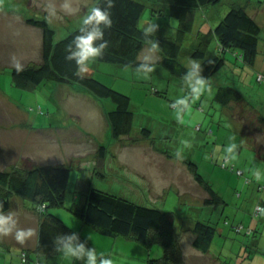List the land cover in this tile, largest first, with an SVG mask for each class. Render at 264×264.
I'll list each match as a JSON object with an SVG mask.
<instances>
[{
    "label": "rangeland",
    "instance_id": "rangeland-1",
    "mask_svg": "<svg viewBox=\"0 0 264 264\" xmlns=\"http://www.w3.org/2000/svg\"><path fill=\"white\" fill-rule=\"evenodd\" d=\"M3 1L5 4L12 3L13 10L19 13H7L4 19L0 18V119L4 122L0 124V149L7 151L3 155L15 153L14 159H11V162L16 163L12 166L15 168L32 163L29 154L24 152H34L39 163H64L71 168L65 205L53 208L52 212L87 238L92 246L83 247L77 254L70 253L66 263L89 264L90 252L95 255L96 264H103L104 260H110L112 264H148L149 258L163 254L160 245L148 247L125 236L106 235L94 226L85 224L71 209L74 204L82 202L83 192L77 190L76 185L79 178L83 177L87 180L86 186L91 185L169 212L178 231L180 227L187 229L181 233L186 264H221L213 253H217L224 264H250L253 253H258L256 262L263 264L264 215L253 216L252 209L257 201L251 202L253 198L248 194L251 190H244L246 185L240 183V180L245 181L250 169L257 167V161L248 154L239 155L236 151V157L241 156L238 163L236 157L230 156L235 169L222 165L225 157L220 149L224 144H227L225 148H233L231 143L235 141L232 136L235 135L236 125L226 108V113H223L222 106L212 102L218 89V75L209 82L199 80L192 72L196 60L181 55L180 59L189 67V72L185 78L175 76L158 62V49L150 44H146L139 55L140 60L153 63L150 69L101 61L97 53L90 55L82 64L81 73L93 75L131 97L134 112L132 131L130 135L111 143L108 141L109 125L104 105L89 92L56 81H45L32 89L16 86L12 68L27 65L31 59L34 60L31 63H36L41 52L34 33L37 28L35 31L30 30L34 27L26 21L24 15L29 18L44 17H35L34 9L25 8L27 1ZM154 2L146 1L139 27L151 29L153 26H166L169 34L173 33L177 20L163 13H153L152 8L156 9ZM233 2L247 5L248 12L257 18L262 28L260 46L264 48V0H222L205 7L200 16H209L213 24L218 23ZM40 9L43 12L45 10L44 7ZM50 16L57 19L51 13ZM45 19L53 26L49 18ZM207 23L210 21L207 20ZM56 30L57 39H60L73 29L58 27ZM215 46L216 41L212 40L210 50H214ZM16 47L21 51L18 52ZM228 52L235 58L233 51ZM240 67L242 65L237 69ZM250 71L257 74L254 69ZM254 85L263 89L257 81V75L254 76ZM104 101L108 109L114 108L111 100ZM235 114H244L242 119L246 133L257 141L259 149L263 151L264 142L259 138L262 128H259V121L254 114L243 113L239 108ZM143 128L151 130V135L145 136L150 139L140 138ZM211 128L220 129V139L210 131ZM151 143L162 151H169L173 156L180 153L183 160H194L198 164V172L223 193L224 206L212 211L202 200L204 190L201 185L195 184L186 174L182 159L172 162L162 160ZM101 144L108 147V156L103 161L96 157L93 165L92 160ZM2 158L0 156V161ZM85 158L89 162L79 165L80 160ZM10 165L7 164L6 168H12ZM238 168L245 170V173H238ZM262 177L264 179V175ZM173 179H180L181 185L172 183ZM241 191H244L242 198L239 194ZM256 191L264 195V190ZM260 198L259 203L264 206V197ZM246 201L252 204L250 208H246ZM31 207V201L19 196L12 199V209L6 216L10 218L6 225L9 232L0 233V238L5 239V243L10 246L4 251L5 254L9 249L17 252L33 243L39 214ZM222 207L225 210L221 213ZM245 216L247 219H243ZM197 220L211 221L218 227L210 254H202L192 244L194 233L189 229ZM243 220L252 229L250 234L238 233L233 229V225ZM17 231L27 233L23 242L16 239ZM58 257L50 259L58 261ZM45 259L46 256H41L42 261ZM18 260L16 253L8 257L0 255V264H18ZM27 264H36V261L31 260Z\"/></svg>",
    "mask_w": 264,
    "mask_h": 264
},
{
    "label": "trees",
    "instance_id": "trees-1",
    "mask_svg": "<svg viewBox=\"0 0 264 264\" xmlns=\"http://www.w3.org/2000/svg\"><path fill=\"white\" fill-rule=\"evenodd\" d=\"M146 1L148 0H97L93 7L105 12L110 23L83 22L60 39H57L56 28L45 18H27L30 25L42 31L41 59L34 64L30 62L12 68L16 86L32 89L45 81H56L70 84L76 90L89 92L104 105L109 125L108 141L112 143L130 135L134 122L131 97L93 75L81 73L85 60L81 62L78 55L81 51L79 38L98 32L99 35L93 40L92 46L98 49L99 60L145 69L152 68L153 63L140 60L139 55L144 46L150 44L161 53L162 57L158 61L160 64L173 75L185 77L189 67L181 61L180 55L184 47V37L193 31L194 11L218 4L222 0H155L156 9L152 8L153 13H163L178 21L176 28L173 26L174 32L170 34L166 26H153L151 29L139 27ZM261 30L260 24L248 12L246 5L233 3L219 22H216L212 28L213 33L202 31L198 34L200 46L187 49L189 56L196 60L192 72L199 80L205 81L211 80L215 75L225 76L226 68L230 69L227 60L231 55L227 54L228 51L235 54V58L232 56L234 66L254 68L259 53ZM211 37L217 42V51L207 47L212 42ZM201 41L206 44V48L205 44L201 45ZM260 74L264 76L263 72H258L257 81L263 84L264 79H259ZM217 86L213 98L220 104L228 105L233 101L239 103L245 99L243 93L233 84L224 83ZM105 99L111 100L114 108L108 109ZM142 134L149 137L151 130L143 128ZM108 152V147L101 144L96 152L98 160H105ZM230 159L224 158L222 165L225 162V167L234 170L235 166ZM188 164L194 171L196 180L207 193L204 203L213 208L225 204V200L213 185L198 172L197 164L193 160H189ZM70 176L71 168L64 163L32 162L29 166L21 168L0 169V214L12 208V199L15 196L31 201V208L39 214L36 246L23 247L18 264H27L31 260H35L36 264H57V259L52 261L50 258L59 256L66 246H92L87 238L74 231L52 212L53 208L65 205ZM86 183V179L79 178L76 186L77 190L83 192L82 202L71 207L85 224L94 226L106 235L125 236L148 247L162 246L163 254L149 258L148 264H186L181 242L182 231L177 230L169 212L91 185L86 186ZM259 188L264 189V184ZM261 212L257 213L255 209L254 216H259ZM233 229L238 233L252 232V229L243 223L233 225ZM192 231L194 248L207 253L218 231L216 224L197 220ZM41 256H46L45 261L41 260Z\"/></svg>",
    "mask_w": 264,
    "mask_h": 264
},
{
    "label": "crops",
    "instance_id": "crops-1",
    "mask_svg": "<svg viewBox=\"0 0 264 264\" xmlns=\"http://www.w3.org/2000/svg\"><path fill=\"white\" fill-rule=\"evenodd\" d=\"M18 1H20V3L27 1V4H26L25 8L34 9L35 12H36L35 17H44V18H47V19L49 18L51 20L50 22H52L53 26L56 27L57 29H58V27H63V28H66V29H74V28L79 27L81 24H83V22H85V19L89 15L91 8L97 2V0H18ZM233 3H240V2H233ZM241 4H243V3L241 2ZM65 5H67V7H65ZM39 7H44V9H45L44 12L41 9L39 10ZM246 7H247V5H246ZM49 8L51 9V11H49ZM203 9L204 8H201V9H198V10L194 11V14H193V17H192V21H193V27L192 28H193V31L188 33V34H186V36L183 39V46L184 47H183L181 55H184V58H190L189 52H187V49L200 46L199 36H198L199 33H201L202 31H207V30L209 32L213 33L212 32V28L215 27L216 22H214V24H213V22H211V18L208 19L209 16L201 17L200 15L202 14ZM247 10H248V7H247ZM17 12L18 11L13 10V4L12 3L11 4H5L3 0H0V14H1L0 18L4 19L5 15L7 13L15 14ZM45 13L48 14L49 17H48V15H45ZM50 13H51V15H55L57 17V19H55L52 16H50ZM29 17L30 16L24 15V18L26 19V21H27V18H29ZM207 20L210 21L209 24L207 23ZM256 20H257V18H256ZM177 25H178V23L175 24L174 28H176ZM33 27L34 28H31L30 30H34L35 31V29L37 27H35V26H33ZM37 29H38V31H37ZM37 29H36V31L34 33L37 35L38 44L40 46L39 48H41V52H42V31H39V28H37ZM38 36L40 38H38ZM211 39L215 40L214 37H211ZM204 44L205 43L204 42L202 43V41H201V45H204ZM209 44H211V43H209ZM209 44H208L207 47H210ZM204 46L206 48V44ZM217 49H218V47H217V42H216V46H215L214 50L217 51ZM16 50L18 52L21 51L18 47H16ZM41 52H40V56L38 57L39 61L41 59ZM158 54H159V58H158V61H159L161 59L162 55H161L160 52ZM261 54H264V48H261V46L259 45V53H258V57H257L256 64H255L254 68L243 66V67H240L239 69H237V67L240 66V65H238V66L235 65L234 66V63L232 62L233 57L230 56L229 59L227 60L228 67L230 69L227 70V68H226V75L225 76H222L220 74L218 75V80H217V83H216L217 85L224 84V83L233 84V85L237 86V88H238V90H240V92L243 93L245 99H242L241 102H239V103L233 101V102H231L228 105L220 104L218 101H215L216 100L215 98H213V101H212V102H217L218 104H220L222 106L221 109L223 110V113H226L225 110H224V108H226L227 112H229V114H231L233 116V118H234L233 121H234V123L236 125V128L234 130V134L235 135L232 136V140L235 139V141L231 143L232 147H233V145H235V146L233 148H231L232 151H230V148H225V146L227 144H224L222 149H220L221 152L223 153V156L225 158L226 157H230V156L231 157H236V153L235 152L237 151L239 153V155L248 154V155L253 157L254 161H257V167L254 168V170L250 169L249 172H247V174L249 176L253 177V180L248 175L246 176L245 181L240 180V183H242L243 185H246L244 187V190L245 189L251 190V191H248L249 196H252V198H253L251 202L253 203L254 201H257L255 207L252 209L253 216H254V211L257 208V206L261 205V203H259V200H261L260 196L264 197V195H261V194H259L256 191V190L260 191L259 186L264 184V179L262 177L264 175V150L262 151L261 149H259V145L257 144V141L255 139H252V137L250 138L248 136V134L246 133V129H245L246 125H245V123L243 122V119H242L244 114L243 115L241 114L242 116H240V115L238 116V115L235 114V112H236V109L239 108V109H241V111L243 113L245 111V113H247V114H254L256 119L259 121V125H260L259 128L260 129L262 128L259 138L261 137L262 141L264 142V83L263 84L260 83V84H262V88L263 89H261V88L257 87L256 85H254V76L256 75V73H253V72L250 71V69H254L257 73L258 72H263L264 73V59L262 58V57H264V55H261ZM30 61L32 62L34 60L31 59ZM247 68H250V69H247ZM224 78L228 79V81L226 82V80ZM230 81H234V83L230 82ZM207 82H209V80ZM72 88L75 89L74 87H72ZM0 91H1V87H0ZM76 92L78 93V91H76ZM15 106L17 107V105H15ZM10 108L13 109V107H11V106H10ZM1 121H2V119H0V124H4V122L2 123ZM210 131L213 134L215 133V136L218 139H220V136H219L220 129L219 130H215V129L211 128ZM140 138L150 139V138H146L144 136H142ZM151 145H152L153 149L160 156H162V157H160L162 160L165 159V160H167L169 162H172L174 160L178 161V160L182 159L181 161L183 162V164H184V166L186 168V174H188L190 176L191 180L193 182H195V184L201 185L196 180L195 173L190 168V166L188 164V161L190 159L183 160V157H182V155L180 153H178V155H176V156H173V155L170 154L169 151H166V150L162 151V150L158 149L156 147V144L154 145V143H151ZM6 152H7L6 150L0 149V156H2L3 157L2 159L4 160V161L3 160L0 161V162H2L1 165H0L1 169H7L6 168L7 164H11L10 167L16 165V163L11 162V159H14L15 153L14 154L12 153V155H10L9 153L7 155H3V154H6ZM229 152H231L232 154H229ZM18 153L21 154L22 152H18ZM27 153L31 157L30 161H32L34 163H39L38 160H37L38 156L36 154H34V152H26V153L24 152L23 154H27ZM23 154L21 156H23ZM96 157L97 156H95L93 158V160H92V164L93 165H95ZM240 158H241V156L236 157L237 163L239 162L238 159H240ZM9 161L11 163H9ZM88 162L89 161L85 158L84 160H80L79 165H81V164L83 165V164L88 163ZM230 162L233 163L232 159H230ZM233 165L235 166L234 163H233ZM197 168H198V164H197ZM245 168H246V166H245ZM238 169H240L242 171V175L245 173V170H243L241 168H238ZM180 182H181L180 179H173V181H172V183H176L178 185H181ZM210 183L212 185H214L212 182H210ZM195 184L193 183L192 185H195ZM183 185H186V184H183ZM203 190H204V188H203ZM215 190L225 200V198L223 197V193L220 190H218L217 188H215ZM261 190H264V189H261ZM243 192L244 191H241L239 193L240 194V198H242ZM250 192H252L251 195H250ZM206 196H207V193L204 190V194L202 196L203 202H204V199H205ZM255 196H258V197H255ZM246 204H247L246 208H250L251 205H252V204H248L247 201H246ZM210 207L212 208L211 209L212 211L216 210V209L219 210L221 205L218 208H213L212 206H210ZM10 210L8 212L2 214V215L8 216ZM224 210H225V207H222L221 213ZM235 218H236V216H235ZM243 219H247V216H245ZM240 223H243L244 225H246L244 223V220L242 222H240ZM194 224H193V226H194ZM193 226L190 227L189 230H192ZM180 228H181V230L179 229V231H182V232L187 230L186 228H182V227H180ZM36 230H37V233L34 232L33 243H31L28 246H24L25 248L26 247L27 248H33V247L36 246L37 235H38V227H37ZM182 232H180V233H182ZM5 242H6L5 239L0 238V255H2L3 257H6V256L8 257L10 254L16 253V256L19 258L20 251H18V250H17V252H14V249H12V250L9 249L8 253H6V254L4 253V251L8 247H10L9 244H6ZM192 243H193V240H192ZM213 243H214V241H213ZM70 247L73 250H75L76 252H78V250H81L80 247H77L76 245H71ZM16 248H19V246H17ZM210 250H211V248H210ZM210 250L207 253H203L202 252V254H208V253L210 254L211 253ZM61 252L62 253L59 255L60 257L58 258V261L56 262L57 264L58 263H61V264L66 263V258L70 254V253L66 252V247L63 248L61 250ZM257 254L258 253H253L252 260H251L250 264H261L259 262H256ZM61 256H63V259H62ZM213 256H215L214 258L218 259L221 264H224L223 261L221 260V258L218 257L217 253H213ZM5 259L7 260V258H5ZM18 262H19V260H18Z\"/></svg>",
    "mask_w": 264,
    "mask_h": 264
},
{
    "label": "clouds",
    "instance_id": "clouds-1",
    "mask_svg": "<svg viewBox=\"0 0 264 264\" xmlns=\"http://www.w3.org/2000/svg\"><path fill=\"white\" fill-rule=\"evenodd\" d=\"M67 7V5H65ZM95 21L96 24H99L101 22L104 23H110L108 20L107 14L103 11H101L98 7H92L90 10V14L86 17L85 23ZM99 35L98 32H92L89 33L86 37H80L79 38V47L81 51L78 53L81 62H83L86 58H88L90 55L95 54L98 52L97 48H94L92 46L93 40ZM235 145H233L234 147ZM231 150V149H230ZM262 215H264V210L261 212ZM9 217H6L2 214H0V233L7 234L9 232V229L6 227V225L9 223ZM27 235L24 231H17L16 233V239L23 242V239ZM80 249L83 250V246H80ZM66 252L71 254H77L75 250H73L70 246H66ZM89 264H96V258L93 253H89ZM103 264H112V261L110 260H104Z\"/></svg>",
    "mask_w": 264,
    "mask_h": 264
},
{
    "label": "built area",
    "instance_id": "built-area-1",
    "mask_svg": "<svg viewBox=\"0 0 264 264\" xmlns=\"http://www.w3.org/2000/svg\"><path fill=\"white\" fill-rule=\"evenodd\" d=\"M259 79H264V76L262 74L259 75ZM227 160V159H226ZM225 162L223 163V166H225ZM238 173H242V171L240 169L237 170ZM262 210H264V206L263 205H258L256 208V212H261Z\"/></svg>",
    "mask_w": 264,
    "mask_h": 264
}]
</instances>
